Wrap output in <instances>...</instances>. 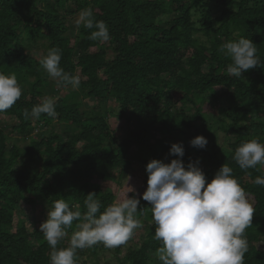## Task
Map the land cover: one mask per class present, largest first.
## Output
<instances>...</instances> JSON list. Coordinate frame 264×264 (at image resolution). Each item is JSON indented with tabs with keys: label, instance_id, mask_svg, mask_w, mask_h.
Listing matches in <instances>:
<instances>
[{
	"label": "trees",
	"instance_id": "trees-1",
	"mask_svg": "<svg viewBox=\"0 0 264 264\" xmlns=\"http://www.w3.org/2000/svg\"><path fill=\"white\" fill-rule=\"evenodd\" d=\"M88 8L95 21L106 23L108 41L89 39L95 29L83 25L70 33L67 21ZM240 37L255 44L261 63L236 78L228 75L230 60L219 49ZM41 48L44 55L61 49L60 67L79 74V97L55 101V118L26 119L25 110L41 104L42 91L57 82L32 54ZM0 72L15 74L22 89L15 104L0 112V264H50L41 231L16 223L23 204L48 207L64 199L83 213L86 196L95 193L102 213L116 195L101 183L120 185L137 164L145 170L147 190V164L180 159L170 155L179 143L185 167L198 161L208 183L224 164L233 169L253 207L244 264H264V186L255 183L264 166L241 169L233 160L241 143H264V0H0ZM86 99L118 104L119 116L133 127L125 139L118 138L111 110L81 112ZM208 99L222 102L216 116L203 110ZM198 136L207 139L206 149L191 146ZM17 138L28 145H10ZM130 198L140 199L137 215L147 234L118 261L160 264L151 204L133 193ZM77 223L58 248L68 247ZM107 249L103 243L79 249L75 264H99Z\"/></svg>",
	"mask_w": 264,
	"mask_h": 264
},
{
	"label": "clouds",
	"instance_id": "clouds-1",
	"mask_svg": "<svg viewBox=\"0 0 264 264\" xmlns=\"http://www.w3.org/2000/svg\"><path fill=\"white\" fill-rule=\"evenodd\" d=\"M91 31L89 39L101 43L110 39L104 21H95L91 8L83 10L76 20ZM219 51L230 60L229 76L243 78L242 73L260 66L255 44L247 38L230 40L221 45ZM61 49L50 48L40 60L48 76L64 86H79L80 79L66 73L60 67ZM22 89L15 74L0 72V112L11 108L21 97ZM42 114L55 118L53 98L45 99L25 110V118L39 119ZM191 146L206 149L208 141L198 136L190 141ZM170 155L178 156L170 164L152 160L146 166L147 190L142 199L151 204L155 223L153 239L160 243L156 257L160 264H244L248 251L244 239L246 228L251 225L253 207L247 199L245 189L233 176V169L224 164L210 183L198 166L199 162L183 163L185 150L182 143L173 144ZM233 160L241 169L264 166V143L251 139L241 143L234 152ZM255 183L264 186V176ZM86 211L74 209L64 199L48 205L47 220L40 231L48 242L50 264H75L76 252L103 243L107 248L123 245L137 229L143 227L138 218L140 199L126 198L116 201L101 213L100 201L90 193L84 201ZM99 213V215H98ZM73 221L76 231L70 237L68 247L58 248L67 236L66 229Z\"/></svg>",
	"mask_w": 264,
	"mask_h": 264
},
{
	"label": "rangeland",
	"instance_id": "rangeland-1",
	"mask_svg": "<svg viewBox=\"0 0 264 264\" xmlns=\"http://www.w3.org/2000/svg\"><path fill=\"white\" fill-rule=\"evenodd\" d=\"M218 14V12H215ZM79 18V14L75 15L74 18H70L67 21V24L72 27V33L75 35L77 33V25L76 20ZM45 50L41 49H34L32 54L34 56H38L39 58H43ZM79 76V74H78ZM54 81V80H53ZM44 100L47 98H53L54 102L58 99H72L74 97H79L78 88H73L71 85L67 87H63L61 84L58 85L57 82L49 83L45 89L42 91ZM222 105V102H217L213 99H208L206 104L203 107V110L216 116L218 113V106ZM101 110L105 111L106 109L111 110L113 115L111 118V122L115 125V129L118 133L119 140L125 139L128 135L129 131L133 128L127 125L125 119L119 116V106L118 104L111 100L107 99L103 102L94 100V99H86L82 101L81 105V112L85 110ZM1 120V119H0ZM4 122H9L7 118H2ZM210 125H214L213 117L209 120ZM46 133V131H43ZM37 132H34V135H37ZM219 143L223 150L229 151L228 142L224 138L223 134H220ZM17 145L21 148H24L28 145V142L21 141L20 138L12 139L10 141V145ZM144 175H146L144 168L141 165L135 164L133 171L130 174H127V177L121 181L119 185L117 181L115 182H105L101 183L104 189H110L116 195V201H123L126 198H130V195L136 194L137 196H143L146 188L144 187ZM118 180V177H117ZM48 215V207L43 204L39 203L36 206H28L23 204L19 214L16 216V223L23 221L25 222L31 231L35 229L40 230V226L43 222L47 220ZM147 234V223L143 225L142 228L137 229L134 234L122 245L120 249V254L116 253V248H109L104 251L100 256V263L99 264H120L118 259H123L124 256L130 251L132 248H138L140 243L142 242L143 238ZM70 239V238H68ZM90 264V263H88Z\"/></svg>",
	"mask_w": 264,
	"mask_h": 264
}]
</instances>
